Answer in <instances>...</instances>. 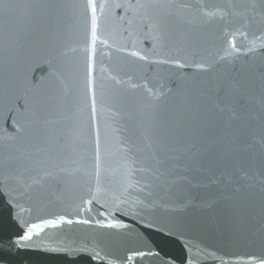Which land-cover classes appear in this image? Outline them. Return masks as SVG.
<instances>
[{
    "label": "water",
    "instance_id": "water-1",
    "mask_svg": "<svg viewBox=\"0 0 264 264\" xmlns=\"http://www.w3.org/2000/svg\"><path fill=\"white\" fill-rule=\"evenodd\" d=\"M0 264H264V0H0Z\"/></svg>",
    "mask_w": 264,
    "mask_h": 264
}]
</instances>
